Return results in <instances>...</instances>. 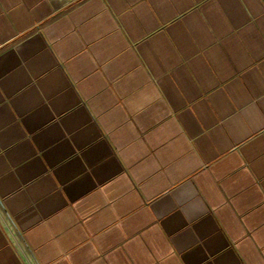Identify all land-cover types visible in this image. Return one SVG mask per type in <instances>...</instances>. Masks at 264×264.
<instances>
[{
  "label": "crops",
  "instance_id": "obj_1",
  "mask_svg": "<svg viewBox=\"0 0 264 264\" xmlns=\"http://www.w3.org/2000/svg\"><path fill=\"white\" fill-rule=\"evenodd\" d=\"M0 264H264V0H0Z\"/></svg>",
  "mask_w": 264,
  "mask_h": 264
}]
</instances>
